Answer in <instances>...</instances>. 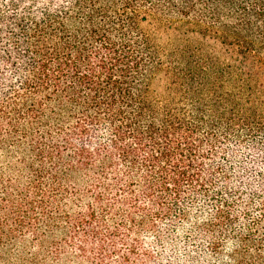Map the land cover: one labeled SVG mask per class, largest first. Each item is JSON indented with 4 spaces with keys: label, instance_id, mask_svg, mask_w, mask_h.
I'll return each mask as SVG.
<instances>
[{
    "label": "trees",
    "instance_id": "16d2710c",
    "mask_svg": "<svg viewBox=\"0 0 264 264\" xmlns=\"http://www.w3.org/2000/svg\"><path fill=\"white\" fill-rule=\"evenodd\" d=\"M0 264H264V0H0Z\"/></svg>",
    "mask_w": 264,
    "mask_h": 264
}]
</instances>
